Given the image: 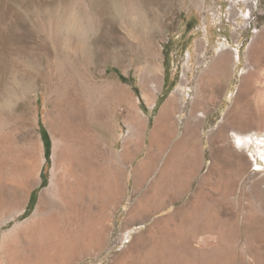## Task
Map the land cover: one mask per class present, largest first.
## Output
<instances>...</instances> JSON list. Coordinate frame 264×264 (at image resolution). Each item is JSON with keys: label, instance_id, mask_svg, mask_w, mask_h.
<instances>
[{"label": "rangeland", "instance_id": "rangeland-1", "mask_svg": "<svg viewBox=\"0 0 264 264\" xmlns=\"http://www.w3.org/2000/svg\"><path fill=\"white\" fill-rule=\"evenodd\" d=\"M263 152L264 0H0V264H264Z\"/></svg>", "mask_w": 264, "mask_h": 264}, {"label": "bare ground", "instance_id": "bare-ground-1", "mask_svg": "<svg viewBox=\"0 0 264 264\" xmlns=\"http://www.w3.org/2000/svg\"><path fill=\"white\" fill-rule=\"evenodd\" d=\"M220 55H221V61L218 62V64L215 66L216 72H217V81L221 82L222 78H223V73H224V66H223V62L225 60H227V57H229L231 55V53L228 51L227 48H224L223 50L220 51ZM150 94V93H149ZM149 96V95H147ZM151 99V98H150ZM173 103V102H172ZM171 102H168L167 105H165L162 109V117H164L166 115V113L169 110H173V104ZM134 143V142H133ZM239 143L242 145L243 141L239 140ZM131 146V145H130ZM129 146V147H130ZM128 150V149H127ZM131 150V149H130ZM262 157L264 158V152L262 153ZM43 198H44V194H43ZM42 202V201H41ZM161 207V206H160ZM158 207L157 209H155V212H159L160 210H162V208ZM165 207V206H164ZM163 207V208H164ZM165 209V208H164Z\"/></svg>", "mask_w": 264, "mask_h": 264}, {"label": "trees", "instance_id": "trees-1", "mask_svg": "<svg viewBox=\"0 0 264 264\" xmlns=\"http://www.w3.org/2000/svg\"><path fill=\"white\" fill-rule=\"evenodd\" d=\"M42 134H43V138H44V141H45V145H46V156L47 158L50 157V140H49V136H48V133L45 131V129L42 130Z\"/></svg>", "mask_w": 264, "mask_h": 264}]
</instances>
